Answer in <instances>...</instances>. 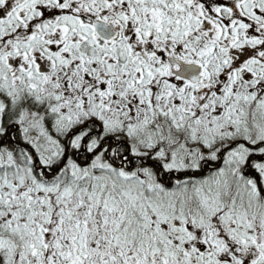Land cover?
<instances>
[{"label": "snow or ice", "instance_id": "1", "mask_svg": "<svg viewBox=\"0 0 264 264\" xmlns=\"http://www.w3.org/2000/svg\"><path fill=\"white\" fill-rule=\"evenodd\" d=\"M0 264H264V0H0Z\"/></svg>", "mask_w": 264, "mask_h": 264}]
</instances>
